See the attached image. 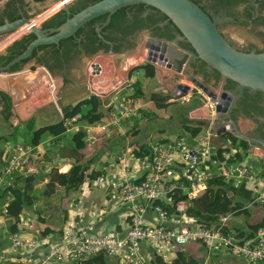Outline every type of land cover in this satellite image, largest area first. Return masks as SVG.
Listing matches in <instances>:
<instances>
[{
    "label": "built area",
    "instance_id": "1",
    "mask_svg": "<svg viewBox=\"0 0 264 264\" xmlns=\"http://www.w3.org/2000/svg\"><path fill=\"white\" fill-rule=\"evenodd\" d=\"M28 31L26 29L14 34L5 45ZM92 65H97V61ZM92 65L91 75L95 73L91 69ZM138 81L139 70L135 69L130 72L127 82L133 85ZM188 85L194 87L191 81ZM47 89L50 94L54 93L55 83L52 82ZM196 91L203 96L202 90ZM179 98L186 100L189 96L182 95ZM206 104L208 115H214L217 100L209 98ZM141 109L139 100L120 102L107 123L91 125L86 128V133L94 137L95 133L103 132L109 137L113 129L122 132L126 120H130L131 125L135 124L133 118L141 116ZM80 117V114L64 117V125L73 128ZM205 133L199 137L198 148L189 147L185 140L179 138L164 144H152L150 159L138 158L130 150H125L117 158L116 175H103L91 183L87 181L98 189L115 188L119 191L123 203L130 208V226L125 233L116 229L99 232L97 223L83 217L74 219L71 225L65 227L62 237L57 241L52 236L31 238L20 232H12L9 235L10 254L0 257V264H69L100 255L113 257L121 264H146L141 259L143 243L149 244L157 252L165 253L193 242L201 243L213 252H227L251 263L264 264V226L258 228L254 238L246 242L224 232L228 216L222 217L215 226L184 224L179 228H171L166 226L170 214L161 205L153 208L158 225H144L143 217L147 206L154 202H165L166 199L173 203L170 204L176 213L186 215L191 206L188 197H195L202 191L209 190L208 182L215 177L236 182L237 185H247L255 200L264 204V174L239 160L240 155L244 157V154L237 147L233 135L225 133L221 140L226 147L219 149L211 145L210 134ZM201 150L202 160L197 164L196 154ZM42 154L39 146L11 142L0 146V197L3 198L4 195L6 200V203L0 204V217H9L11 213L9 204L14 201V196L6 194V191L15 187L17 172L29 162L31 156ZM176 168L182 169L180 175ZM139 173L144 174L143 184H136L134 181ZM97 221L102 222L103 218L100 217Z\"/></svg>",
    "mask_w": 264,
    "mask_h": 264
},
{
    "label": "crops",
    "instance_id": "2",
    "mask_svg": "<svg viewBox=\"0 0 264 264\" xmlns=\"http://www.w3.org/2000/svg\"><path fill=\"white\" fill-rule=\"evenodd\" d=\"M1 3V0H0ZM35 3L38 5L48 3V0H35ZM14 34L1 37L0 38V55L4 56L7 54V50L12 46L16 40L19 41L24 36L16 39L14 42L5 45ZM26 36V35H25ZM146 51L143 55L138 56V62L143 63L146 60ZM38 64L35 60L30 61L24 69V73H34L36 72V66ZM126 66V65H125ZM139 70V69H138ZM142 70H139L140 82L149 85V89L156 91L157 93L164 94L168 96L167 101L168 107L165 108V111H159L156 108L153 109L150 105H142L139 118H133L135 124L131 125L130 120H126L123 126V131L120 132L118 129H113L110 133L114 134V138L110 144L106 147H103L99 150L94 149L93 141H89L88 147L85 151L80 152L78 157H80V163H86L92 160L94 157L100 158V162L105 160L111 161L117 164V158L125 150H132V148H141L144 145H149L151 148L152 144H164L160 142L161 140H173V139H183L186 141L187 145L191 148H198V141H195V138L191 135L187 127H199L203 134H206L205 131L201 129L200 125H196L198 122L191 120L190 113L197 109L198 107H203L206 104V98L200 94H195V91L192 90L188 95L189 99L181 100V98L173 96L169 92L172 88V83L167 82L164 86L158 83V76H152V69L143 70L146 74V78H141ZM151 74V75H150ZM44 82L43 78H37L32 82L25 83L22 86H19L13 93L15 98L8 103V110H0V137H5L11 135L15 128L20 124L27 123L30 119L36 118L35 130L39 132L41 129L40 135L46 134L45 138L41 140L39 146L42 155L31 156L29 162L23 165L16 175V184L19 185L22 183L23 179L25 182L32 181L34 175H37V178L44 177L45 174L49 173L52 168L56 167L60 171L66 173L69 172L73 167L72 160H62L58 154V149L55 148L53 142L55 140L64 139L62 144L71 146V136L76 132V128H68L65 125L59 126L64 120V116L55 104L44 105L43 107L37 108L33 102L31 96L32 92H37L38 95L46 92L49 93L47 87L37 89V86L27 89V87L35 84V82ZM189 80H183L181 83L188 84ZM128 83V82H127ZM125 83V86L126 84ZM30 84V85H29ZM40 85L42 82L39 83ZM132 85V84H131ZM39 86V85H38ZM125 86L117 90L112 96L104 99L103 108L108 109L110 106L116 108L114 104V97L126 90ZM35 88V89H33ZM165 88V89H163ZM147 89V90H149ZM112 90V89H111ZM23 91L24 94H21ZM25 91V92H24ZM132 91V90H131ZM55 97V92L51 93ZM195 99V100H194ZM131 100V99H130ZM180 100V101H179ZM154 106V105H153ZM147 107V108H146ZM146 108V109H145ZM114 110L109 113L110 116ZM143 110L148 111L149 117L143 115ZM164 113L161 116V113ZM11 114L9 120L6 119L7 114ZM152 113V114H151ZM16 117L18 120H14ZM187 120L195 124H184L183 121ZM137 126V134H133L132 130L135 125ZM51 127H56L54 129H47ZM110 135V136H111ZM38 140L39 135H38ZM88 141V140H87ZM5 142L19 143L24 145L26 144L24 140L19 138L17 141L13 140H2L0 146ZM168 142V141H167ZM51 144L50 152L47 151V146ZM166 143V142H165ZM213 147L224 149L225 143L222 140L215 138L212 143ZM100 156V157H99ZM107 156V157H102ZM241 161L246 164L256 168L257 163L255 158L242 159ZM103 163V164H104ZM105 167L101 166L102 169L107 171L111 168L107 167V164H104ZM180 165H176L178 167ZM60 167V168H58ZM105 170V171H106ZM177 173L180 175L182 169L176 168ZM118 168L116 167L112 173L116 175ZM259 171L264 174V170ZM146 171H144L145 173ZM140 174V173H139ZM111 175V176H114ZM144 177V174L138 175L134 181L135 183ZM48 182V179H44L42 182L39 181V184L35 186V190L39 191L44 188V185ZM143 180L140 184H143ZM240 186V185H237ZM197 196V195H196ZM195 196V197H196ZM189 198H194L191 195ZM232 199L235 203H241L243 208L240 214H226L219 217L216 222H204L198 219H190L186 215H181L175 212V209L172 208V214L166 226L171 228H179L180 226L186 224L189 226L199 225V224H209L210 226H215L222 217L228 216V226L230 233L236 235L238 240L241 242H246L254 238L257 230L255 228L264 223V204L257 202L253 197L251 190L247 185L244 184L242 189L239 191V196H232ZM166 203H171L168 199L164 200ZM190 201V200H189ZM6 203L4 198L0 197V204ZM155 205L150 203L147 206V209L144 213V225L145 226H157L158 222L155 218L153 208ZM11 213L9 217H0V257L7 256L10 254V243L9 235L13 230L11 228L15 225L18 229L17 232L24 234L25 236L31 238H42L45 236H52L54 240H59L63 232L62 230L71 225L73 220L76 218H85L87 221L97 223L96 227L99 232L101 231H114L115 229L125 233L130 226V208L127 204L123 203L120 193L117 189L109 188L107 190L98 189L92 184L86 183L78 191L66 193L62 188L57 190L54 195L48 199H43L42 201L36 203L32 208L20 209L19 206L15 204H9ZM16 218V216H18ZM102 217L103 221L98 222L97 219ZM12 218L14 219V225L11 224ZM94 258V259H93ZM87 260L93 259V262L96 264H121L117 259L100 255L96 257H88ZM141 259L146 264H255L251 263L248 260L233 255L227 252H213L205 247L201 243L193 242L186 246L175 247L172 250H169L165 253H160L154 250L149 244L143 243L141 246ZM69 264H79L76 262Z\"/></svg>",
    "mask_w": 264,
    "mask_h": 264
},
{
    "label": "water",
    "instance_id": "3",
    "mask_svg": "<svg viewBox=\"0 0 264 264\" xmlns=\"http://www.w3.org/2000/svg\"><path fill=\"white\" fill-rule=\"evenodd\" d=\"M76 1L48 0V3L38 5L35 0H1L0 15L3 16L6 8L12 6L19 18L13 22L5 21L3 25H0V38L16 34L19 31L22 33L26 29H29V31L23 36H35V40L28 45L21 55L15 57L6 66L0 65L1 111L8 110V103L15 98L13 92L25 83L32 82L37 78L44 79V82L41 79L39 80L44 85L35 82L26 90L35 86L39 89L46 85L42 89L44 90L52 82L56 85L54 76L43 65L38 64L35 67L36 72L32 74L24 73V69L11 72V69L16 65L30 60L33 52L40 46L59 45L61 41L74 37L86 24L106 16L104 25L96 29L99 38L104 40L103 27L111 23L112 17L119 10L144 5L160 11L175 25L179 30L175 39L172 41L151 39L150 43L143 45L140 54H135V51L126 53H116L113 50L108 53L99 52L93 58L97 61V65H92L94 61H91V69L95 73L88 78L85 84L68 90L61 95L57 94L56 85L55 97L48 92L40 95L37 92H32L31 96L35 106L40 108L49 102V104H55L65 115L93 96L98 97L100 105L103 106L104 99L112 96L117 90L125 86L131 71L135 69H152V76H158V83L161 86H164L167 82L172 83L173 89L169 92L173 96L188 95L192 89L188 85L181 84V81L189 80L195 86L200 87V90L205 93V97L217 100L218 105L214 115H208V105L205 104L190 113L191 120L202 125V129L210 134L211 142L215 138L221 140L225 133H231L233 137L246 142L249 148L242 151L244 159L255 158L257 160L256 169L264 170V141L250 140L244 135L240 126L232 118L235 104L240 96L224 90V86L230 81L238 86L241 94L245 89H248L254 93L264 95V54L238 51L221 35L218 28L221 21L216 18L212 19L199 5L191 0H101L71 16V7ZM61 11L68 17L65 23L57 28L45 29L44 24ZM230 20L228 19V21ZM224 34L239 45L249 41L260 44L257 39L249 34L247 29L239 26L226 28ZM180 42L189 43L195 52L184 51L179 45ZM144 51L147 54L146 60L139 63L138 56L143 55ZM198 61L205 65L209 73L215 71L220 75V96L209 93V89L201 79L190 73L189 69ZM110 87H112V90H109ZM21 94H24L23 91H21ZM225 95L229 96L227 102L223 101ZM231 98L232 100H230ZM13 119L18 120L16 117ZM262 122L264 123V119H262ZM85 140L87 141L88 138ZM258 145H261V147ZM201 153L202 150L196 154L197 164L201 163ZM252 155L254 157H250ZM100 166L105 167L103 163ZM201 168L203 169L202 165ZM138 175L140 176V174Z\"/></svg>",
    "mask_w": 264,
    "mask_h": 264
},
{
    "label": "trees",
    "instance_id": "4",
    "mask_svg": "<svg viewBox=\"0 0 264 264\" xmlns=\"http://www.w3.org/2000/svg\"><path fill=\"white\" fill-rule=\"evenodd\" d=\"M101 0H77L71 7V16L79 13L86 7L96 4ZM246 0H217L219 5L221 6H231L234 8L240 2H244ZM195 3V2H194ZM142 8L144 5H137ZM146 7V6H145ZM152 8V7H150ZM125 10H119L113 17L110 23V26L118 25L119 21H122V18L125 15ZM153 10L157 11L160 15H163L164 18L168 19L163 13L153 8ZM19 16L17 12L12 8V6H8L6 10L3 12V16L0 20V25H3L5 21L13 22L17 20ZM106 16L100 17L82 27L74 37L63 40L59 43V45H49V46H40L33 52V55L30 60L24 61L20 65H16L11 69V72H17L21 70L27 63L32 60H35L37 64L45 66L54 77L61 76L64 78L65 86L76 85V80H70L67 75L70 73L72 69H75L78 66V63L81 64L83 58H81L82 54L85 57L92 58L99 52H107L109 50V46L106 45L98 36L96 32V24L98 22H105ZM68 19L67 15L61 11L54 15L50 20H48L44 24V28H57L61 26ZM170 24L175 27V25L170 21ZM175 29L179 30L175 27ZM105 30H108V27L105 28L102 32L104 39H109L108 36H104ZM176 37V36H175ZM170 40L174 39V35H169ZM35 40L34 35L24 36L19 41H16L12 46H10L7 50V54L4 56L0 55V65L6 66L9 64L15 57L21 55L28 45ZM122 49L115 48V52L119 53ZM78 61V62H77ZM74 64V65H73ZM73 65V67H72ZM204 65V64H203ZM66 72V73H65ZM218 74V73H217ZM151 75V74H150ZM220 78L218 74L217 78ZM229 88V86H228ZM145 88V84L138 81L132 85V98L136 100H141L149 98L154 101L155 105L162 110V108H167V103L169 97L165 96L161 93L150 92ZM114 110L113 106H110L108 109H104L103 106L100 105V99L96 96H93L91 99L81 103L77 106L73 111L65 114L66 117H73L74 115L80 114V119L74 125L76 128V132L71 136V146L66 144H62L64 139L55 140L53 144L55 148L58 149V154L62 160H72L73 167L69 172H62L56 167L52 168V170L45 174L44 177L37 178V175H34L32 181H26L23 179L22 183L11 190L6 191V194H11L14 196V201L11 203L19 206L20 209L32 208L36 203L42 201L43 199H48L52 195L55 194L57 190L62 188L66 193L76 192L83 185L90 181V183L94 180H97L99 177L106 175L105 169H102L100 166V158L94 157L92 160L86 163H80L78 155L80 152L85 151L88 147L89 141H93L94 149L99 150L103 147H106L114 138V134L107 137V133L97 132L94 137H90L86 133V128L94 125L96 123H107L110 117V114ZM163 110V111H164ZM148 111L143 110V115L145 117H149ZM6 119L9 120L11 118V114L6 113ZM152 114V113H151ZM184 124H195L187 121L186 119L183 121ZM36 118L30 119L25 124H20L14 130V132L5 137H0V142L2 140H13L17 141L19 138L25 141L26 144H31L33 146L39 145L42 139L45 138L46 134L44 133L40 135L41 129L38 131L35 130ZM64 126V120L61 122L59 126ZM196 125H200L197 123ZM138 123L132 130V133L137 134ZM56 127H51L47 129H54ZM189 132L194 133V128L199 127H187ZM39 135V140H38ZM89 138L88 141L85 139ZM235 140L237 147L242 150H248L249 146L246 142L241 141L232 136ZM172 140V139H171ZM169 140H161L160 142L165 143ZM212 143V142H211ZM50 144V143H49ZM212 145V144H211ZM51 144L47 146L48 153L50 152ZM221 149V148H219ZM132 153H134L138 158H151V148L149 145H144L141 148H132ZM240 155L239 160L244 159ZM99 169V170H98ZM48 179V182L44 185V188L37 192L35 190V186L39 184V181L42 182L44 179ZM144 180L142 177L140 180L136 182V184H140ZM209 190L202 191L194 198H189L191 206L186 211V216L190 219H198L204 222H216L220 216L226 214H240L243 206L241 203H235L232 199V196H239V191L242 189L244 184L237 186L236 182L226 181L224 179L215 177L208 182ZM153 205H161L164 209L172 214V207L170 203L166 202H154ZM16 216V218H18ZM11 221V224L14 225V219ZM209 225V224H206ZM264 226V223L257 226L255 230ZM11 230L12 232H17L18 229L14 225ZM225 233H230L229 226L226 225L224 227ZM231 234V233H230ZM236 236V235H235ZM94 259V258H93ZM93 259H83L79 261V264H96L93 262Z\"/></svg>",
    "mask_w": 264,
    "mask_h": 264
},
{
    "label": "flooded vegetation",
    "instance_id": "5",
    "mask_svg": "<svg viewBox=\"0 0 264 264\" xmlns=\"http://www.w3.org/2000/svg\"><path fill=\"white\" fill-rule=\"evenodd\" d=\"M191 1L199 5L212 19L216 18L221 21L218 25L221 35L227 39L230 44L235 46L238 51L243 53L255 52L257 54H264V0H246L244 2H240V4L234 8L231 6H221L217 0ZM1 16L2 15H0V19ZM228 19L231 20L228 21ZM105 22H98L96 24V29L98 27H102ZM233 26H239L247 29L249 34L257 39L260 44L250 41L248 43H244L243 45L236 44L224 34V30L226 28ZM107 27L108 30H105L104 36H108L109 39L106 40L103 38L105 41L102 40L109 46V50L106 53L110 50L115 52V48L122 49L119 53L131 52L134 51L141 43L144 46L147 43H150V41H152L151 39L172 41L173 39L170 40L169 35L173 34L174 39L175 36L178 35V31L170 24L168 19L164 18L163 15H160L157 11L148 6H144L142 8L138 6L126 8L122 21H119L118 25L115 26H110L109 24L108 26L103 27V30ZM179 45L184 51L195 52L193 47L187 42H180ZM83 57L85 56L82 54L81 58ZM74 70L72 69L67 75V77L72 81L76 80L73 73ZM189 71L191 74L201 79L203 84L209 89V93H214L215 95L220 96V78H217V72L214 71L209 73L206 70L205 65L199 61L196 62L193 67L189 69ZM80 85V83L72 85L68 90ZM63 86H65L64 78ZM193 86L194 87H191L192 90L195 91V94H198V91L196 90L200 89V87H197L194 84ZM224 90L229 91L236 96H240L235 104L232 118L240 126L244 135L250 140L255 139L264 141V123L262 122V119H264V95L262 93H254L248 89H245L241 94L238 86L230 81L224 86ZM204 94L205 93L203 92V97L204 99L206 98L205 100L207 101L209 98L205 97ZM230 100H232V98ZM223 101H229V96L225 95ZM240 119L250 121L246 128H243L242 125L238 123ZM258 146L261 147V145ZM250 157L254 156L252 155Z\"/></svg>",
    "mask_w": 264,
    "mask_h": 264
},
{
    "label": "rangeland",
    "instance_id": "6",
    "mask_svg": "<svg viewBox=\"0 0 264 264\" xmlns=\"http://www.w3.org/2000/svg\"><path fill=\"white\" fill-rule=\"evenodd\" d=\"M142 47H143V44L142 43L139 44V46L134 50L136 52L135 54H140V51L142 50ZM93 58L94 57H92V58L83 57V59L81 61V64H79V66H77L75 68V70L73 69L74 70L73 73L75 75V79H76L77 84L78 83H80L81 85L85 84L86 81L88 80V78L92 76L91 75V72H90V66L92 64L91 61L93 60ZM93 61H95V60H93ZM141 76H142L141 78H143V79L146 78V74H145V72L143 70H142ZM54 79H55V82H56V85H57V91L56 92H57L58 95L64 94L65 91L67 92L68 89L71 87V86H67V87L66 86H63V80H62L63 78L61 76L54 77ZM146 86H147L146 89H149V85L147 84ZM111 89H112V87L109 88V90H111ZM125 89L126 90L122 91L121 93H119L118 95H116L114 97V100H115L114 101V104L118 105L120 102H127L130 99H133L132 98L133 93L131 91L132 90L131 83H127L126 86H125ZM152 89L153 88L149 89L148 91H150V92H156L155 90L153 91ZM139 101L142 103V105H145V106L146 105L153 104L154 106L153 105L151 106V107H153V109L156 108L159 111L164 110V108H162V110L159 109L155 105L154 101L150 100L149 98H146L145 97V99H141ZM163 115H164V113L162 112L161 113V116H163ZM238 123H240V125H242L243 128H246L248 126V124L250 123V121L249 120H245V119H240L238 121ZM194 129H195V132L194 133H191V135L195 138V141H198L199 140V137L201 136V134H203V132H201V130L199 128H194ZM102 157H107V156H102ZM104 164H107V167L111 168L108 171L105 169L106 170V175L108 177H110L111 175H114V173H112V171L117 167V164L114 163V166H112L113 165V162L108 161V160H105V163ZM37 192H40V190L37 191Z\"/></svg>",
    "mask_w": 264,
    "mask_h": 264
}]
</instances>
